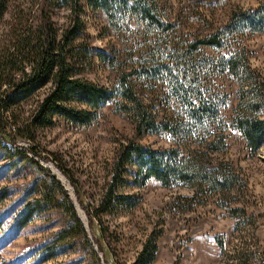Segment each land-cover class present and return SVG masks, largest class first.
<instances>
[{"label": "rangeland", "instance_id": "rangeland-1", "mask_svg": "<svg viewBox=\"0 0 264 264\" xmlns=\"http://www.w3.org/2000/svg\"><path fill=\"white\" fill-rule=\"evenodd\" d=\"M261 1L174 3L178 35L192 39L208 33L224 25L232 10L255 8ZM43 5L44 0H0V9L5 11L0 20V83L29 72L31 55L25 46L27 42H37ZM72 6L68 0H52L46 9L58 36L71 25ZM192 11L202 21H196ZM78 14L83 33L75 43L101 51L107 59L113 58V63L94 59L91 70L79 77L111 88L120 74L131 71L130 57L144 52L139 48L142 43L127 30L115 34L108 29L106 17L99 11L81 7ZM246 39L245 46L251 52L249 63L264 77V34ZM229 84L226 82V87ZM50 87L38 91L6 116V133L10 138L0 143V262L97 264L91 249L80 239H63L58 235L68 220L51 203L39 204L26 226L14 227L25 206L36 204L42 184L49 181L41 169L59 180L88 230L79 201L90 207L98 203L111 179V166L119 146L131 140L152 149H171L175 143L168 135L136 136L130 116L119 112L115 101L105 104L89 127L54 119L53 127L36 130L34 139L29 140L26 126ZM230 87V101L223 111L227 118L235 107V93ZM135 88L158 119L174 110L161 83H138ZM225 133L226 148L208 153L204 161L211 169L226 164L233 173L232 185L221 191L196 193V188H165L159 181L149 180L142 187L124 190L136 193L141 201L130 212L106 218L112 256L98 252L101 264H131L152 231L158 235L157 257L152 264H264V147L252 154L238 133ZM192 145L188 146L193 149ZM188 146L185 145V151ZM89 237L92 241L90 233ZM93 248L96 249L95 244ZM44 249H53L50 251L55 256L43 261Z\"/></svg>", "mask_w": 264, "mask_h": 264}, {"label": "trees", "instance_id": "trees-1", "mask_svg": "<svg viewBox=\"0 0 264 264\" xmlns=\"http://www.w3.org/2000/svg\"><path fill=\"white\" fill-rule=\"evenodd\" d=\"M51 1L44 0L37 44L27 42L25 46L31 55L29 72L0 83V143L10 138L6 133L7 114L48 85L50 89L26 126L29 140L34 139L36 130L53 127L54 119L89 127L102 107L115 101L119 112L130 116L136 136L168 135L175 143L171 149H152L131 140L121 144L112 162L111 179L98 203L90 207L79 201L88 230L59 180L41 169L49 181L42 184L36 204L25 206L14 227L26 226L39 204L51 203L68 220L58 235L80 239L91 249L96 263L101 264L98 252L112 256L106 218L130 212L141 201L136 193L124 190L132 191L155 180L165 188L185 186L196 188V193L221 191L232 185L233 173L226 164L209 168L204 157L226 148L225 132L238 133L252 154L264 147V77L250 65L251 52L245 46L247 36L264 34V0L255 8L232 10L224 25L192 39L178 35L173 4L193 0H68L74 5L73 19L59 36L46 13ZM81 7L102 13L108 29L115 34L127 30L142 43L139 48L144 52L130 57L131 71L120 74L111 88L79 77L91 70L94 59L113 63V58L107 59L101 51L75 43L83 33L78 14ZM4 13L2 7L0 20ZM191 14L196 21L201 20L200 15L193 11ZM155 82L165 87L167 102L174 108L162 119L152 114L135 88L138 83ZM226 82L230 83L228 87ZM230 85L235 107L227 118L223 111L230 101ZM23 157L29 159L25 154ZM76 196L79 198V192ZM157 239L152 231L131 264H152L157 257ZM50 250L53 249H44L43 261L55 256Z\"/></svg>", "mask_w": 264, "mask_h": 264}, {"label": "bare ground", "instance_id": "bare-ground-1", "mask_svg": "<svg viewBox=\"0 0 264 264\" xmlns=\"http://www.w3.org/2000/svg\"><path fill=\"white\" fill-rule=\"evenodd\" d=\"M55 171V170H54ZM60 178H62L61 176H59Z\"/></svg>", "mask_w": 264, "mask_h": 264}]
</instances>
